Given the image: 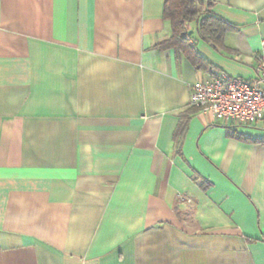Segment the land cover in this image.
Wrapping results in <instances>:
<instances>
[{
  "label": "crops",
  "instance_id": "0c3cea01",
  "mask_svg": "<svg viewBox=\"0 0 264 264\" xmlns=\"http://www.w3.org/2000/svg\"><path fill=\"white\" fill-rule=\"evenodd\" d=\"M200 1L231 27L160 47L164 0H0V264H264V119L189 106L264 0Z\"/></svg>",
  "mask_w": 264,
  "mask_h": 264
},
{
  "label": "built area",
  "instance_id": "2783aa9c",
  "mask_svg": "<svg viewBox=\"0 0 264 264\" xmlns=\"http://www.w3.org/2000/svg\"><path fill=\"white\" fill-rule=\"evenodd\" d=\"M254 71L251 78L221 72L194 82L190 86L189 106L236 126L264 119V38Z\"/></svg>",
  "mask_w": 264,
  "mask_h": 264
},
{
  "label": "trees",
  "instance_id": "16d2710c",
  "mask_svg": "<svg viewBox=\"0 0 264 264\" xmlns=\"http://www.w3.org/2000/svg\"><path fill=\"white\" fill-rule=\"evenodd\" d=\"M163 17L169 22L171 35L156 42L155 46L160 47L175 46L186 42L187 26L192 21L196 22L200 37L207 42H217L222 31L231 27L229 23L214 14L210 6H204L200 0H164ZM189 55L194 64H203V60L199 57L194 58L193 54ZM181 127L182 123L179 122L175 131L178 132Z\"/></svg>",
  "mask_w": 264,
  "mask_h": 264
}]
</instances>
